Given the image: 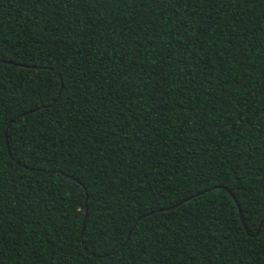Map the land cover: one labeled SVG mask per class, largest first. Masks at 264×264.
<instances>
[{
  "label": "trees",
  "instance_id": "1",
  "mask_svg": "<svg viewBox=\"0 0 264 264\" xmlns=\"http://www.w3.org/2000/svg\"><path fill=\"white\" fill-rule=\"evenodd\" d=\"M263 216L264 0H0V264H264Z\"/></svg>",
  "mask_w": 264,
  "mask_h": 264
},
{
  "label": "water",
  "instance_id": "2",
  "mask_svg": "<svg viewBox=\"0 0 264 264\" xmlns=\"http://www.w3.org/2000/svg\"><path fill=\"white\" fill-rule=\"evenodd\" d=\"M2 61H3V60H2ZM182 201H184V200H182ZM179 203H181V201L178 202V203H176V204H174L173 206H176V205L179 204ZM84 210H85V206H84ZM237 211L239 212V209H237ZM239 218H241L240 215H239ZM263 219H264V216H263ZM263 219H262V220H263ZM82 228H83V226H82ZM258 230H259V227H258ZM258 230H257V231H258Z\"/></svg>",
  "mask_w": 264,
  "mask_h": 264
}]
</instances>
